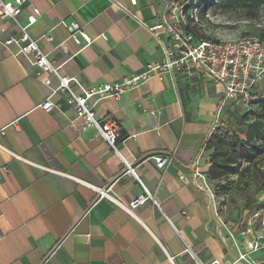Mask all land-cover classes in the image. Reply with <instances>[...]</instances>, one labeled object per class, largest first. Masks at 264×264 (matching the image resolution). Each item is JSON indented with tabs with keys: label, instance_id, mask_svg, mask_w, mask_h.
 <instances>
[{
	"label": "crops",
	"instance_id": "1",
	"mask_svg": "<svg viewBox=\"0 0 264 264\" xmlns=\"http://www.w3.org/2000/svg\"><path fill=\"white\" fill-rule=\"evenodd\" d=\"M169 2L29 0L22 19L38 8L30 34L60 75L85 87L120 82L162 59L149 29L168 19ZM61 20L77 22L93 43L79 50ZM0 27L2 38L12 33L9 22ZM14 52L0 43V264H170L168 257L194 264L186 246L205 264L230 258L211 199L193 178L194 163L206 167L205 145L220 126L213 123L218 85L164 74L120 100H92L97 119L118 124L114 152L96 131L72 126L56 78ZM46 100L49 111L41 107ZM157 157L166 159L162 169ZM139 181L151 198L130 209L143 193Z\"/></svg>",
	"mask_w": 264,
	"mask_h": 264
},
{
	"label": "built area",
	"instance_id": "2",
	"mask_svg": "<svg viewBox=\"0 0 264 264\" xmlns=\"http://www.w3.org/2000/svg\"><path fill=\"white\" fill-rule=\"evenodd\" d=\"M130 1L133 5L136 2V0ZM28 2L29 0H0V21H7L12 27V33L3 38L1 36L6 32V27H0V43L5 49L14 48L13 56L27 60L40 72L53 75L57 80L55 91L64 94V103L74 114L71 125L76 126L81 133L90 129L96 131L102 141L114 152H117L118 124L109 117L97 119L94 112L95 103L104 99L120 100L128 91L153 76L168 74L176 77L183 74L187 78H194L201 75L218 85L221 88V99L214 116L215 125L219 123V115L226 104L238 105L244 112H248L252 103L264 101V41L253 36L236 39L196 37L190 29L198 28L200 18L198 12L188 8L186 4L188 1L179 3L170 0L167 7L168 19L149 29L160 42L163 54L160 61L146 65L142 72L124 78L120 82L85 87L76 77L60 75L59 67L54 66L47 53L40 49L38 40L30 34L31 27L36 24L40 16L38 8L30 6V12L22 19L23 9L28 6ZM127 13L137 19L131 12ZM58 24L64 28L68 38L79 50L93 43L92 37L77 22L61 20ZM162 36L166 39L162 40ZM100 37L103 40L107 38L104 34ZM92 100L95 101L94 104L91 103ZM53 106L48 100L41 105L45 111L51 110ZM2 134L3 131H0V135ZM154 160L159 169L167 163L166 159L161 157ZM127 167L128 171L133 173V169L129 165ZM198 169L194 163V179L202 178ZM3 170L6 171L5 168ZM181 179L184 177L182 176ZM139 183L143 193L129 203L130 209L151 198L150 192L140 181ZM153 204L158 208L154 201ZM257 220L256 215L254 221L250 220L240 231V242L232 239V242L227 243V240L221 238V242L232 252V255L226 261L214 259L208 264H264L262 258L264 219L259 223V230L255 228ZM184 253L193 260L194 264H205L188 246L185 247ZM168 259L170 264H174L173 257Z\"/></svg>",
	"mask_w": 264,
	"mask_h": 264
},
{
	"label": "rangeland",
	"instance_id": "3",
	"mask_svg": "<svg viewBox=\"0 0 264 264\" xmlns=\"http://www.w3.org/2000/svg\"><path fill=\"white\" fill-rule=\"evenodd\" d=\"M197 1L186 2L188 8L198 12L200 18L198 28L193 29L189 26L196 37L236 39L242 36H253L264 41V4L254 12H247L240 8L223 11L221 9L203 10V3L198 7ZM222 112L223 119L218 123L220 126L209 138L211 149L207 150L206 167L203 170L198 169L202 175V178L198 180L211 199L215 231L228 242H232V239L240 242V231L250 220L254 221L257 215L255 228L259 230V223L261 219H264V192H258L264 187V156L259 157L257 165L251 166L249 171L241 172V169L245 167V163H242L236 174L224 176L218 180L209 177V155L215 149L223 151L225 134L235 132L244 139L245 131L252 119L248 117V120H243L244 111L238 105L226 104ZM262 255L264 260V253Z\"/></svg>",
	"mask_w": 264,
	"mask_h": 264
},
{
	"label": "trees",
	"instance_id": "4",
	"mask_svg": "<svg viewBox=\"0 0 264 264\" xmlns=\"http://www.w3.org/2000/svg\"><path fill=\"white\" fill-rule=\"evenodd\" d=\"M177 2H186L191 0H176ZM203 3V10L221 9L229 11L240 8L247 12H254L264 0H198L199 7ZM252 117L250 125L245 131V137L242 139L235 132L224 135L223 151L215 149L209 155L208 175L211 179L218 180L224 176L236 174L242 163L245 167L241 172L249 171L251 166L257 165L259 157L264 156V101L252 103L248 112H244L243 120ZM206 150H210L209 140L205 145ZM264 192L262 187L258 192Z\"/></svg>",
	"mask_w": 264,
	"mask_h": 264
}]
</instances>
